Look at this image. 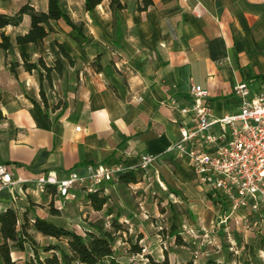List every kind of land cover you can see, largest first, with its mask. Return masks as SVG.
Returning a JSON list of instances; mask_svg holds the SVG:
<instances>
[{"label": "crops", "instance_id": "obj_1", "mask_svg": "<svg viewBox=\"0 0 264 264\" xmlns=\"http://www.w3.org/2000/svg\"><path fill=\"white\" fill-rule=\"evenodd\" d=\"M120 1L123 10L105 0L91 14L84 0L78 9L74 0H62L64 11L85 24L88 37L80 46L65 22L53 23V38L73 58L71 66L54 42L16 43L31 28L20 8L29 4L46 13L49 0H0V15L11 23L0 31V42L5 34L13 43L10 51L0 50V164L13 167L15 180L52 171L83 174L89 165L134 166L151 154L165 156L151 169L169 189L190 180L197 184L186 161L165 155L180 138L168 100L190 104L191 87L202 86L221 118L240 111L238 83L264 92V0H150L147 7L145 0ZM40 58L49 66L59 59L67 68L54 74L62 104L46 108L37 71L24 67ZM14 193L21 198L15 204L9 189L0 193V212L29 211L31 219L54 223L62 209L53 188L40 194L33 184L20 183Z\"/></svg>", "mask_w": 264, "mask_h": 264}, {"label": "built area", "instance_id": "obj_2", "mask_svg": "<svg viewBox=\"0 0 264 264\" xmlns=\"http://www.w3.org/2000/svg\"><path fill=\"white\" fill-rule=\"evenodd\" d=\"M199 7L200 3L195 6V13ZM234 94L240 99V111L221 118L215 117L210 92L202 86L191 87L190 104L170 98L168 105L176 114L180 138L165 153L186 161L200 189L213 193L228 209L229 215L222 224L227 227L230 243H233L230 222L246 230L250 228L247 223L252 217L256 220L251 226L261 227L264 223V92L254 91L251 83L243 82L235 86ZM162 158L165 156L144 154L134 166L125 163L89 165L83 174L73 171L60 175L52 171L35 180L22 181L14 179L11 165L0 164V193L9 189L15 204L21 200L14 193L15 188L20 183H31L40 194L53 188L61 207H65L73 201L76 191L85 196H108L110 189L120 185L123 176L136 173L137 169L149 170ZM155 175L166 189L160 173L155 171Z\"/></svg>", "mask_w": 264, "mask_h": 264}, {"label": "rangeland", "instance_id": "obj_3", "mask_svg": "<svg viewBox=\"0 0 264 264\" xmlns=\"http://www.w3.org/2000/svg\"><path fill=\"white\" fill-rule=\"evenodd\" d=\"M74 1L78 9L80 0ZM46 88L49 105L62 104L56 88ZM136 172L140 182L133 187L118 185L110 189V201L103 211H95L88 196L79 193L72 204L62 207L54 223L86 237L92 225L102 221L108 231L114 232L112 223L121 214L123 229L115 234V251L124 264H264V223L261 227L251 226L256 220L252 217L246 230L230 222V243L227 227L222 224L229 211L214 196L190 180L184 186H174L182 194L180 199L168 186L161 187L153 169ZM109 209L113 215H108ZM174 222L181 231V242L172 235ZM31 233L40 246L66 245L54 239L41 240ZM134 246L142 252L136 254ZM31 257L30 250H14L12 254L16 264H25ZM0 264H4L1 257Z\"/></svg>", "mask_w": 264, "mask_h": 264}, {"label": "trees", "instance_id": "obj_4", "mask_svg": "<svg viewBox=\"0 0 264 264\" xmlns=\"http://www.w3.org/2000/svg\"><path fill=\"white\" fill-rule=\"evenodd\" d=\"M105 0H84V7L88 13L95 12ZM146 7L152 4V1L145 0ZM111 5L116 6L118 10H123L124 6L120 0H111ZM144 10V9H140ZM19 15L29 16L31 18V28L26 35L18 36L16 43L20 46L38 45L46 41L54 42L61 52V55L66 59L71 66L75 64L71 55L66 48L53 38L55 28L53 23L63 21L71 28L70 36L80 46H83L87 41L85 24H77L69 14H67L62 6V0H49L48 12H39L31 5L27 4L20 8ZM11 23L7 16L0 15V31L4 30ZM13 48L11 38L2 34L0 42V50L10 51ZM100 57L97 58L95 65L97 71L103 70L99 63ZM25 69L28 72L37 71L40 87L41 98L46 108H48V98L46 86L51 89L54 86V74L62 75L67 68L62 64L61 60H56L54 65L49 66L44 58H40L37 63L25 61ZM14 72H15V68ZM59 107V106H58ZM2 115L0 113V119ZM140 182L138 175L135 172L129 173L121 178L120 185L129 187L132 184ZM171 193L182 198V194L170 188ZM88 200L95 211L101 212L110 201L109 196L100 197L99 195H90ZM112 209L108 210V215H113ZM121 214H118L112 223L114 232L108 231L105 227V222H98L92 225L93 230L86 233V237L80 235L76 231L58 226L46 219L29 217V211H26L23 216L16 209H8L5 212H0V257L4 264H16L12 258L14 250L25 252L30 250L32 257L25 264H124L119 261L116 251V232H120L123 227L120 224ZM32 231L42 234L47 239L63 241L65 246L60 244H48L40 246L32 235ZM172 235L181 242V231L174 222L172 226ZM134 252L140 254L142 249L134 246ZM43 254H46L44 257ZM161 264H169L161 263ZM229 264V263H223Z\"/></svg>", "mask_w": 264, "mask_h": 264}]
</instances>
